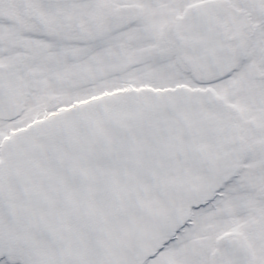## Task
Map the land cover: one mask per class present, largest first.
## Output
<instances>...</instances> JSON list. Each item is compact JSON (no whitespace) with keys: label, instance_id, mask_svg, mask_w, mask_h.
I'll list each match as a JSON object with an SVG mask.
<instances>
[{"label":"snow or ice","instance_id":"obj_1","mask_svg":"<svg viewBox=\"0 0 264 264\" xmlns=\"http://www.w3.org/2000/svg\"><path fill=\"white\" fill-rule=\"evenodd\" d=\"M0 264H264V0H0Z\"/></svg>","mask_w":264,"mask_h":264}]
</instances>
